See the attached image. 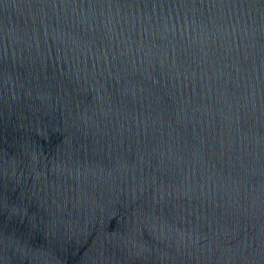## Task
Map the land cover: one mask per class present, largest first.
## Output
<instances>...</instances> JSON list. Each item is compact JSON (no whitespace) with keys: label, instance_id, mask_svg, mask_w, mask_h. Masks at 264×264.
Returning <instances> with one entry per match:
<instances>
[{"label":"water","instance_id":"1","mask_svg":"<svg viewBox=\"0 0 264 264\" xmlns=\"http://www.w3.org/2000/svg\"><path fill=\"white\" fill-rule=\"evenodd\" d=\"M0 264H264V0H0Z\"/></svg>","mask_w":264,"mask_h":264}]
</instances>
